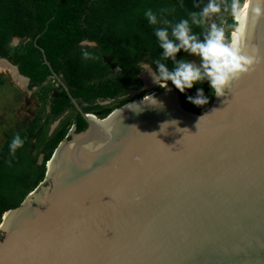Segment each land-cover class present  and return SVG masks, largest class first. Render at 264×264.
<instances>
[{
    "label": "water",
    "instance_id": "water-1",
    "mask_svg": "<svg viewBox=\"0 0 264 264\" xmlns=\"http://www.w3.org/2000/svg\"><path fill=\"white\" fill-rule=\"evenodd\" d=\"M250 4L257 62L201 113L170 85L83 113L44 56L87 126L2 216L0 264H264V0Z\"/></svg>",
    "mask_w": 264,
    "mask_h": 264
},
{
    "label": "trees",
    "instance_id": "trees-1",
    "mask_svg": "<svg viewBox=\"0 0 264 264\" xmlns=\"http://www.w3.org/2000/svg\"><path fill=\"white\" fill-rule=\"evenodd\" d=\"M244 1L239 0L240 8ZM213 2L220 11L197 26L191 23L189 14L200 13L210 0H0V57L18 66L19 72L29 78V88H38L36 96L41 106L49 107L45 115L38 111L31 122L12 126L4 132L0 147V224L3 214L17 207L44 180L46 164L71 125L70 121L64 120L49 134L50 123L73 105L66 91L54 86L56 80L44 63L41 49L51 69L62 75L70 94L80 104L115 98L129 88L131 80L138 82L136 75L140 67L137 62L143 57L141 53L147 54L155 68L153 61L162 51L154 34V27L160 25L148 23L144 15L146 10L151 9L158 20L169 19L173 24L182 18L189 19L192 33L201 41L209 27L215 24L223 29L228 42L237 27L232 0ZM162 9L167 11L161 12ZM14 38H19L16 45ZM85 40L97 44L95 48H84L99 59H82L81 42ZM110 56L114 58L106 61ZM176 58L195 60L199 64L198 57L183 50ZM166 63L170 69L173 67L170 60ZM112 66L121 70L107 78ZM3 84L4 77L0 74V87ZM169 85L172 86L171 82ZM197 88L203 89L208 104L195 106L188 102L187 96H195ZM180 97L186 108L201 113L211 104L214 95L204 82L180 93ZM84 110L93 109L85 107ZM111 110H104L103 116ZM85 126V121L78 115L77 130L81 131ZM16 134L24 143L13 155L9 145ZM40 156L42 161L39 163Z\"/></svg>",
    "mask_w": 264,
    "mask_h": 264
},
{
    "label": "clouds",
    "instance_id": "clouds-1",
    "mask_svg": "<svg viewBox=\"0 0 264 264\" xmlns=\"http://www.w3.org/2000/svg\"><path fill=\"white\" fill-rule=\"evenodd\" d=\"M244 7H248L246 0ZM233 15L240 10L239 0H232L231 5ZM167 11L162 9L161 12ZM220 11L219 6L210 0L207 7H204L200 13L192 12L191 23L201 26L206 19ZM148 23L154 27V34L158 47L162 50L159 58L153 61L155 68L148 64H141L140 68L152 78L154 84L160 88L170 90L169 82L180 93H185L187 89H192L194 85L207 82L211 94L217 98L223 97L234 81L241 78L253 70L257 62L253 55L244 52L239 44H234L228 40L226 42L225 34L222 28L213 24L209 27L204 40L198 39L193 34L189 25V19L182 18L175 24L169 19H159L157 15L148 9L144 13ZM200 19H197V17ZM82 59L96 60L99 59L93 52L86 48H95L94 41H82ZM86 46V48H84ZM181 50L199 58V64L189 62L181 58L177 59V53ZM171 61L173 67L167 66V61ZM153 101L155 99L150 96ZM144 99V98H143ZM188 102L195 106H204L208 104V97L205 96L202 88H197L195 96H187ZM156 103V101H155ZM154 103V104H155ZM23 139L16 134L10 145V153L15 154L16 150L23 146Z\"/></svg>",
    "mask_w": 264,
    "mask_h": 264
},
{
    "label": "flooded vegetation",
    "instance_id": "flooded-vegetation-1",
    "mask_svg": "<svg viewBox=\"0 0 264 264\" xmlns=\"http://www.w3.org/2000/svg\"><path fill=\"white\" fill-rule=\"evenodd\" d=\"M211 18V16H210ZM85 41H88V40H85ZM19 42V41H18ZM17 42V43H18ZM17 43H14V45H16ZM96 44V43H95ZM82 45V44H81ZM97 45V44H96ZM42 52V51H41ZM44 54V52L42 53ZM143 55L142 59L139 60L137 62V64L140 65L141 64H148V65H151L153 67V65L150 63L149 59L147 58V54L145 52H142L141 53ZM44 56L45 54L43 55V59H44ZM46 58V56H45ZM114 57L113 56H110L106 59V61H110L112 60ZM17 66V65H16ZM18 68V66H17ZM154 68V67H153ZM19 70V69H18ZM110 74L107 75V78L111 77L112 74H115V73H119L120 72V68L118 66H112L110 67ZM145 72L147 71H143L139 70V72L137 73L136 75V78L138 80V82L136 83L134 80H131L130 81V85H129V88H127L126 90H124L123 93L119 94L117 97L115 98H106V99H96L95 101L91 102V103H87V102H83L82 104L79 103V101L77 99L76 102L77 104L79 105L81 111L83 113H86V114H93L95 115L97 118H103L105 116L104 115V110L106 109H112L111 106L113 104H117L118 107L126 102H129L131 100H134V99H138V98H142V97H145L146 95L152 93V92H155V91H159V90H162L163 88L159 89L160 87L156 84H150V85H147L146 82H145ZM52 74V73H51ZM56 74V73H55ZM57 75V74H56ZM53 76V75H52ZM63 82V78H62V75H57ZM54 77V76H53ZM54 79L56 80V84L54 85L55 87H62L66 93H67V90L62 86V84L54 77ZM30 83V81H29ZM65 83V82H64ZM66 84V83H65ZM67 85V84H66ZM169 86V84H168ZM68 87V86H67ZM151 87H154L155 89L150 91L148 93L147 89L151 88ZM27 88L29 89V91H34V90H37L38 88L37 87H31L29 88V84L27 85ZM68 91H69V88H68ZM70 92V91H69ZM53 93V92H52ZM68 95V93H67ZM69 97V96H68ZM70 98V97H69ZM123 101H126L124 103H121ZM70 102L72 103L71 99H70ZM40 103V102H39ZM111 104V105H110ZM41 105V104H40ZM39 105V106H40ZM73 105V108H67L65 109L62 114L59 115L58 118H56L54 121H52L50 123V126H49V134L53 133L60 125L61 123L64 121V120H68L71 122V125L69 126L68 128V131H67V134L66 136L72 131V130H77V124H78V115H80L82 117V114L81 112L75 107V105L72 103ZM85 107H91L93 110H90L88 112H86L84 110ZM101 107V109L99 108ZM47 108V111L49 110V107H46ZM112 111V110H111ZM32 118H34L36 115H35V112H32ZM82 119L84 120V118L82 117ZM32 121V119H31ZM85 121V120H84ZM86 123V122H85ZM87 126V124H86ZM85 126V128H86Z\"/></svg>",
    "mask_w": 264,
    "mask_h": 264
},
{
    "label": "rangeland",
    "instance_id": "rangeland-1",
    "mask_svg": "<svg viewBox=\"0 0 264 264\" xmlns=\"http://www.w3.org/2000/svg\"><path fill=\"white\" fill-rule=\"evenodd\" d=\"M223 30V29H222ZM195 63V60H192ZM4 77V84L0 87V147L4 140V132L12 126H21L31 122L32 112L35 115L41 111L45 115L47 108L42 107L36 96L37 90L29 91L24 85H19L8 72L0 73ZM154 87L147 89L148 93ZM14 104V105H13ZM40 105V106H39ZM111 105V104H110ZM118 105L113 104L112 110ZM66 137V136H65Z\"/></svg>",
    "mask_w": 264,
    "mask_h": 264
},
{
    "label": "bare ground",
    "instance_id": "bare-ground-1",
    "mask_svg": "<svg viewBox=\"0 0 264 264\" xmlns=\"http://www.w3.org/2000/svg\"><path fill=\"white\" fill-rule=\"evenodd\" d=\"M245 2L246 0L244 1L240 10H238L234 15V20L237 22V27L231 32V35H230V42L234 44H239L240 47L243 42V38L245 34V27L248 21L250 7H251L250 0H247L248 7L246 8L244 7ZM3 72H8L10 76L12 77V79H14L16 82H18L21 85H25V79L23 77H20L17 74L15 67L0 60V73H3ZM144 76H145V82L147 85L153 84L152 78L147 72H145ZM3 215H4V219H6L8 212H5Z\"/></svg>",
    "mask_w": 264,
    "mask_h": 264
}]
</instances>
